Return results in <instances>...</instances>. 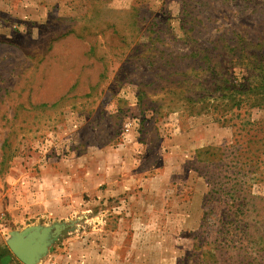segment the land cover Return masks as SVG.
<instances>
[{
    "label": "rangeland",
    "instance_id": "obj_1",
    "mask_svg": "<svg viewBox=\"0 0 264 264\" xmlns=\"http://www.w3.org/2000/svg\"><path fill=\"white\" fill-rule=\"evenodd\" d=\"M121 16L147 65L110 48ZM162 56L182 58L188 76L171 79L201 97L193 108L157 101V86L140 106ZM263 79L264 0H0V264H22L8 244L22 232L56 224L33 264L81 251L85 264H264ZM221 80L242 86L236 105L217 99Z\"/></svg>",
    "mask_w": 264,
    "mask_h": 264
},
{
    "label": "trees",
    "instance_id": "obj_2",
    "mask_svg": "<svg viewBox=\"0 0 264 264\" xmlns=\"http://www.w3.org/2000/svg\"><path fill=\"white\" fill-rule=\"evenodd\" d=\"M128 15V22L127 24L130 26H135L137 24L136 21H132V17L133 14L132 13H127ZM123 16H121L120 18H110L111 21H108L106 23V28L105 30L107 31L108 35H109V39H107L110 44L111 42H117V43H121L123 44L122 46H110V48L115 49L118 53L117 56H123L126 53V58H131V59H139V60H143L144 64H146L147 59L150 57L149 55V49L146 50L144 49L143 46L138 47V48H131V43H136L137 41L134 39L135 36L133 32L129 33L127 32L128 27L130 26H125L124 24L121 23H125V20L121 19ZM187 18V17H186ZM197 19L195 17H191L190 19H184L183 23L184 26L182 25V36L185 39H190L191 35L190 32L194 29L192 26V29L189 28L190 25H196V23H199V21H196ZM182 22V21H181ZM137 30L141 31V28L137 26ZM146 34V33H145ZM87 36H91L92 33H86ZM148 35V36H147ZM146 38L147 40L152 41L154 38H151L149 35V33H147ZM78 38L80 39H84V36L80 33V35H77ZM142 36V35H141ZM96 42L94 41L91 45L90 48L87 52V54H96ZM112 50L109 49V53H112ZM153 50H158L157 48H153ZM215 52L212 51V53H210L208 50L205 51L203 54V59H207V63H206V69L210 70V72H208V75H212V70L213 67H215V64H218V62H213V60H215V56H217L218 54L216 53V50L214 49ZM237 49H234V52H237ZM151 52L152 49H151ZM113 54V53H112ZM153 59H155V55H152ZM195 56V54H193V51H190V54L184 56L186 59H192ZM235 56H237L236 60H240L239 58V54H235ZM115 57V55H114ZM101 58L103 60H106V58H104L101 55ZM174 59H163V56L160 57V63L156 66L155 71H154V75L155 77H159L158 79L151 81L150 83L146 84L145 82H139L137 83V88H136V97L138 99V102L140 103V106L142 107V109H144L145 107H153V101H149L148 97H147V90H149V87H156L158 88V94L161 93L163 94L162 97L158 98V100L160 101H166L168 103H175V100L177 99V101L180 102H188V103H192V108L195 102H199V98L201 97H193L191 96V94L193 93V91H190V89L188 87H186L185 89H183L182 87V81L180 80V82L178 80H176L175 82L172 81L171 77H187L188 76V71H187V67H182L180 65V63L182 62V58H180L179 62H176ZM153 61L150 62V66L153 65ZM188 64H192L190 62H188ZM147 65V64H146ZM212 66V67H210ZM169 69V70H168ZM148 71H153L150 69H148ZM206 71L203 69V72ZM105 71H103L102 76L104 74ZM207 76V75H206ZM163 77H167L166 79ZM162 81H164V83L162 84ZM264 81V79H263ZM179 82V84H178ZM219 85L217 86L216 89H219L220 91V95L217 97V99H220L221 104L223 103L222 101H224V99H227L226 105H236L237 101L240 102L241 97V85L239 86H234L232 85L230 82L228 84V86H231V90L233 92V94H239L238 97H231V95H226V92L229 90L230 87H225L224 86V82L227 83V80H221L218 81ZM262 87L264 88V84L262 85ZM165 88H168L167 90H165ZM165 90L164 93H162V91ZM156 92V91H155ZM157 94V93H156ZM176 98V99H175ZM179 99V100H178ZM62 100V99H61ZM60 100L57 102H54L53 104H51L49 107H54L57 106L59 104ZM46 104L41 105V107H45ZM158 109L161 108V105L159 104L157 106ZM9 143L7 141L3 142V147H4V152H3V157L8 156L9 152H10V147H9Z\"/></svg>",
    "mask_w": 264,
    "mask_h": 264
},
{
    "label": "water",
    "instance_id": "obj_3",
    "mask_svg": "<svg viewBox=\"0 0 264 264\" xmlns=\"http://www.w3.org/2000/svg\"><path fill=\"white\" fill-rule=\"evenodd\" d=\"M59 226L61 227L58 229ZM63 228L64 225H54L53 231H47L41 238H39L40 235L37 237V240L40 239L39 244L35 242V234H38V232L26 230V232L24 231L18 236V240L8 243L9 249L22 264H33L45 252L48 239L56 237ZM32 240L34 244H32Z\"/></svg>",
    "mask_w": 264,
    "mask_h": 264
},
{
    "label": "crops",
    "instance_id": "obj_4",
    "mask_svg": "<svg viewBox=\"0 0 264 264\" xmlns=\"http://www.w3.org/2000/svg\"><path fill=\"white\" fill-rule=\"evenodd\" d=\"M87 256L88 258V255L85 253V251H81L80 252V255L76 257V255L73 253V254H69L68 255V259L65 261V262H59V261H55V262H59V264H85L86 260H85V257ZM98 256V263L99 264H102L101 262V256L99 254H97ZM95 256V257H97ZM43 261V260H42ZM42 261H40L39 264H42Z\"/></svg>",
    "mask_w": 264,
    "mask_h": 264
},
{
    "label": "bare ground",
    "instance_id": "obj_5",
    "mask_svg": "<svg viewBox=\"0 0 264 264\" xmlns=\"http://www.w3.org/2000/svg\"><path fill=\"white\" fill-rule=\"evenodd\" d=\"M56 225H57V224H56ZM58 225H59V224H58ZM60 227H61V226H59L58 229H59ZM47 231H49V229H45L43 232H38V234H35V236H36V237H35V238H36V240H35L36 244H39V242H40V241H39L40 239L37 240V237L40 235L39 238H41L42 235L44 236V234H46ZM25 232H26V231H25ZM31 242H32V244H34V243H33V242H34L33 240H32Z\"/></svg>",
    "mask_w": 264,
    "mask_h": 264
}]
</instances>
